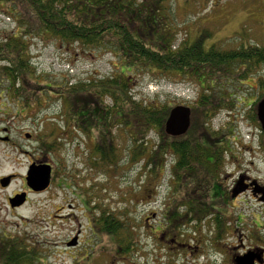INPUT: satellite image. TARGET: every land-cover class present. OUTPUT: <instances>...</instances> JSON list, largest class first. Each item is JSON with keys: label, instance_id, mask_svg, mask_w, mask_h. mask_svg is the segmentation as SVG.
<instances>
[{"label": "rangeland", "instance_id": "374dc122", "mask_svg": "<svg viewBox=\"0 0 264 264\" xmlns=\"http://www.w3.org/2000/svg\"><path fill=\"white\" fill-rule=\"evenodd\" d=\"M172 5L177 16L176 45L201 42L204 48L215 44L223 49H235L244 43L264 46V0H172ZM8 6L9 4L0 3V30L16 27V22L8 17L10 16L7 12ZM13 7L16 8V6ZM30 52L37 72L54 83L62 84L68 81L70 84L100 79L123 71L131 81L132 92L137 100L143 98L149 103L155 101L159 105L183 104L194 107L192 125L196 126L199 122V115L196 114L198 111L200 114V109L197 107L198 94L202 86L207 87V81L192 80L181 74L165 76L158 71L137 68L131 70L128 67L125 68L123 60L111 53V50L93 48V50L83 51L74 50L72 47L68 49L58 40L50 37L45 39L34 37L30 42ZM228 77L230 78L223 84L224 88L218 86L214 89L216 95H222L217 97L219 101L221 98L224 101L209 122L211 131L215 134L219 132L221 135L218 137V142L223 141L221 144L217 143L221 150L220 167L218 171L212 173L211 179L205 181L203 179L201 182L172 178L170 166L173 164V156L166 157L165 168L162 165L165 161L162 154L159 158L157 157L159 161L156 165H154L156 158L150 162L153 164L147 162L152 157V147L158 144L160 139L156 130H151L146 137H141L134 142L124 129L117 131L115 128L114 142L120 155L118 166H112V164L111 167H108L110 164L101 166L97 162L94 165L91 162L93 159L90 160L89 157L96 142V135L94 133L95 138H91L90 133L86 134L81 128L74 129L76 120L74 118L70 124L66 123L65 105L60 96L42 93L40 99L33 100V105L28 107L29 109L21 107L17 109L12 98V101L8 102L3 95L4 97H0V134L5 135L3 129L9 127L13 140L19 141V144L23 143L22 145L29 149L30 145L25 144L32 140L34 144L36 142L34 139L27 138L24 135L25 132L40 135L43 134V130L53 131L52 138L59 139L58 153L62 164L71 172H78L79 181L74 187H68L62 191L57 188L49 193L35 195L30 203L15 210L14 215L8 212L9 209L4 204V196H7V192H11V189H8L0 196V204L3 203L0 216L8 220H16L20 222V225H29L33 230L36 246L43 254L48 255L51 264H71L72 260L65 252L72 249H68L63 242L65 240L71 242L76 236H81L78 232L81 223H76L72 212L75 210L78 214L77 209L83 208L78 203H74L77 209L71 206L74 201L77 202L72 193L85 195L92 208L95 205L97 208H108L111 198V214H114L112 219L115 218L117 222L123 221L121 229H125L134 236V242H136L134 244L137 248L130 249L131 251L128 248L121 249L122 252L116 251L117 244L113 242L116 241V235L111 233V263L122 264L124 260L125 264H139L140 260L145 261L143 252L150 253L148 259L150 264H154L152 261L158 264L157 259L165 263L166 259L173 255L174 249L172 236L168 241L161 239V231H164L167 225L162 215L163 210L180 216L184 211L204 209L205 195L208 193L211 182H216L220 178H227L231 184L234 177L255 167H258L260 176L264 177V131L261 130L262 126L258 117L251 119L253 104L255 103L254 110L257 115L258 102L264 97L262 95L264 92L262 93L263 90L258 83L260 78H264V67L258 65L246 79H241L236 74ZM256 78H259L258 81ZM17 111L29 114L16 115ZM66 127L67 129H63ZM71 128L73 133H70ZM197 128L194 127V129ZM147 140H149L148 144ZM140 144L139 149L144 152L133 160L130 148ZM13 147V143L0 141V156L4 161L1 171L23 173L27 166V159L25 154ZM209 157L212 156L209 154ZM106 167H108L107 170ZM152 167L155 169L154 172L149 170ZM146 201L147 204H144ZM70 208H73V211H69ZM85 208L89 207L86 205ZM150 210H156V214L149 218V223L153 225L152 229L148 226L144 228L141 222L139 224L140 217L148 215ZM49 213L55 214L50 219L51 225L47 223ZM80 216L82 221L86 222V216L83 213ZM162 224L163 229L158 227ZM184 231L187 232L188 229L185 228ZM165 232L167 235L170 234V230ZM93 237L96 241L94 247L100 253L105 248L106 239L104 238L103 241L98 232H95ZM77 248L81 250L80 246ZM123 256L126 258L122 259ZM56 257L58 258L55 259Z\"/></svg>", "mask_w": 264, "mask_h": 264}, {"label": "trees", "instance_id": "16d2710c", "mask_svg": "<svg viewBox=\"0 0 264 264\" xmlns=\"http://www.w3.org/2000/svg\"><path fill=\"white\" fill-rule=\"evenodd\" d=\"M0 3L9 4L8 17L16 22L15 28L0 30V97L5 95L8 102L13 100L17 109H29L42 93L60 96L67 124L73 122L72 118L76 119L73 128H81L86 134L90 133L91 138L94 133L98 134L94 137L96 142L107 137V133L111 134V152L100 143L90 149L89 159L94 160L91 161L94 165L111 162L112 166H118L120 155L114 142L115 128L117 131L124 129L134 142L156 130L160 139L152 147L149 164L156 158V165L157 157L162 154L165 168L166 157L173 156L172 178L195 182L210 178L214 171L210 159L221 162V150L217 146L221 135L211 131L209 122L224 101L222 98V102L219 101L217 97L222 95H216L214 89L224 88L230 75L246 79L258 65L264 67L263 46L223 49L215 44L204 48L201 42L176 45L177 16L172 0H0ZM34 37L55 38L68 49L111 50L123 60L124 67L131 70L158 71L165 76L181 74L192 80L207 81V87L202 86L204 89L198 94V124L192 125V113L186 133L168 134L165 124L175 104L137 100L131 81L123 71L100 79L54 83L38 73L32 62L30 42ZM259 87L263 93L264 78H260ZM254 104L251 119L257 118ZM17 112L16 115L24 114ZM146 142L148 144L149 140ZM140 147L141 144L130 148L133 160L144 152ZM149 170L155 171L154 167ZM112 217L113 213L111 233L116 235L121 249L128 248L133 240L130 232L121 229L123 221L117 222Z\"/></svg>", "mask_w": 264, "mask_h": 264}, {"label": "flooded vegetation", "instance_id": "af4514ba", "mask_svg": "<svg viewBox=\"0 0 264 264\" xmlns=\"http://www.w3.org/2000/svg\"><path fill=\"white\" fill-rule=\"evenodd\" d=\"M251 45L244 43L243 46L249 47ZM256 79L258 81L259 78ZM52 132L51 130H43V134L40 135L25 132L24 135L27 138L34 139L36 142L34 144L32 140V142L25 144L30 145L29 149H26L22 145L23 143L19 144V141L13 140L9 127L3 129L5 134L3 136L6 138L0 137V141L13 143V148L25 154L27 159V166L23 173L2 172L1 168L4 167V161L0 156V196L4 191L11 189V192H7V196H4V204L7 205L8 212L10 211L12 215H14L15 210L30 203L35 195L44 192L49 193L57 188L62 191L78 184L79 174L78 172H71L62 164L61 156L58 153L59 139L52 138ZM0 136L2 135L0 134ZM95 143H100L104 149L111 152V134L107 133V137ZM109 159H111V154ZM218 162L210 159V164L214 167L213 174L220 167ZM32 165H45L46 169L50 170L49 184L43 190L33 189L28 182ZM235 166L237 165L235 164ZM108 167H111V162ZM257 168L248 169V172L243 171L233 180L231 178V184L227 178H220L216 182H211L208 193L205 195L204 209L184 211L180 216L163 210L162 215L166 219L167 225L165 230L161 231V239L168 241L172 236V248L174 250L173 255L166 259L165 263L157 259L158 264H264V177L260 176V171ZM109 173L111 174V169ZM109 186L111 188L110 179ZM22 193H24V198L20 196ZM72 195L75 196L77 202L74 201L71 206L77 209V205L74 203H78L83 208L77 209L78 214L72 210L73 208L69 209V211H73L72 215L76 218V223H81L78 228L81 236H76L71 242L66 240L63 242L65 246H68V249H72L65 252L69 254V258L72 260L71 264H112L111 198L109 199V207L105 209L97 208V205L92 208L85 195L80 196L74 193ZM18 197L23 198L22 203L16 202ZM144 204H147V201ZM2 205L3 203L0 204V211ZM86 205L89 208H85ZM81 213L86 216V222L82 221ZM155 214L156 210H150L148 215L140 217L139 224L141 222L144 228L148 226L152 229L153 225L149 223V218ZM53 215L55 214L49 213L47 215L49 217L48 225H51L50 219ZM180 219L181 222H179ZM200 220L201 222L198 223ZM158 227L163 229L164 225ZM185 228L188 229L187 232L184 231ZM166 230H170V234L167 235ZM95 232L100 234L103 241L104 238L106 239L105 248L100 253L94 247L96 245L93 237ZM207 232L210 235L206 234ZM34 237L33 230L29 225H20V222L16 220H8V218L0 216V264H51L48 255L43 254L36 246ZM133 237L131 235L133 240L128 246V250L137 249ZM158 238L160 237L158 236ZM113 242L117 244L116 251H121L120 243L115 240ZM79 246L81 250L77 248ZM141 248L144 249L143 246ZM211 249L215 251L211 252ZM149 254L143 252L142 256L145 257V261L140 260L139 264H150L148 261ZM168 254L170 253L168 252ZM215 255L219 256L213 257ZM124 258L126 257L123 256L122 259ZM125 262L123 260L122 264ZM152 262L156 264L155 261Z\"/></svg>", "mask_w": 264, "mask_h": 264}, {"label": "water", "instance_id": "95a60500", "mask_svg": "<svg viewBox=\"0 0 264 264\" xmlns=\"http://www.w3.org/2000/svg\"><path fill=\"white\" fill-rule=\"evenodd\" d=\"M191 107L187 105H176L170 110L165 124V131L173 136H180L187 132L191 125ZM257 117L264 131V97L258 102ZM50 170L45 165H32L28 175V182L35 190H43L49 184ZM24 196V193L20 195ZM18 197L17 203H22L23 198Z\"/></svg>", "mask_w": 264, "mask_h": 264}]
</instances>
